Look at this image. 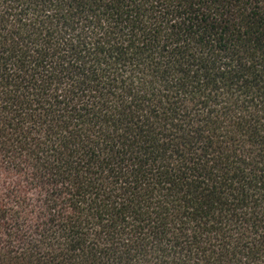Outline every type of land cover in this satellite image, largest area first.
I'll list each match as a JSON object with an SVG mask.
<instances>
[{
	"label": "trees",
	"instance_id": "obj_1",
	"mask_svg": "<svg viewBox=\"0 0 264 264\" xmlns=\"http://www.w3.org/2000/svg\"><path fill=\"white\" fill-rule=\"evenodd\" d=\"M0 264H264V0H0Z\"/></svg>",
	"mask_w": 264,
	"mask_h": 264
}]
</instances>
